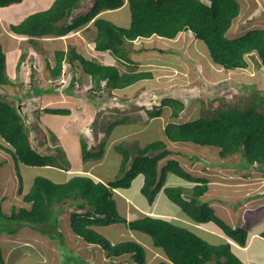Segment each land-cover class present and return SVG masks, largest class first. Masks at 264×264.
Returning a JSON list of instances; mask_svg holds the SVG:
<instances>
[{"label":"rangeland","instance_id":"rangeland-1","mask_svg":"<svg viewBox=\"0 0 264 264\" xmlns=\"http://www.w3.org/2000/svg\"><path fill=\"white\" fill-rule=\"evenodd\" d=\"M91 1L86 0L85 5ZM53 2L54 0H22L21 3L0 8V45L6 55L5 74L9 79V84L0 87V96L17 106L24 117H27L30 136L38 151L50 154L57 146H62L71 162V170L74 172L71 174H89L99 181L108 182L120 174L121 155L115 149L117 144L122 142L134 154L136 149L148 143L164 140L173 152L170 159L178 160L194 177H208L211 186L206 199L220 217L231 225H240L246 229L248 227L252 232L264 227V166L260 168L261 171L251 168L246 171L241 165L239 154L222 158L219 148L215 146L170 142L163 130L167 122L182 123L202 116L210 117L216 110L249 106L255 95L264 96V69L259 64L258 55L246 57L249 63L246 69L228 71L213 62L206 44L202 40H196L191 32H181L173 40L157 36L139 40L128 46L132 52L131 59L137 65V71H151L153 78L121 91L114 90L110 98L94 102L77 93L85 92L91 85V80L80 74V71L75 73L83 80L81 83H84L73 84L71 89L74 92L67 93L72 77L71 66L67 62L56 82H51L49 74V67L55 65V51L70 47L76 48L89 59L118 66L112 55L95 50L93 25L88 30L72 32L67 36L46 37L38 42L37 47L27 37L16 35L10 30L11 23H19L30 14L46 10ZM238 2L241 12L234 21L229 36H240L256 28L264 29V0ZM100 16L117 26L129 27L131 23L127 1L120 9L104 11ZM23 55L25 58L20 62ZM119 68L122 73L130 70L122 64ZM33 81L38 85L36 92H31L36 88ZM167 96L184 102L185 108L179 117L173 119L170 116L171 108L165 107L161 117L149 118L147 111L160 106V101ZM45 108L68 109L71 114H46ZM260 109L264 111V105ZM116 117L128 118V122L117 125L110 131L106 130L107 125ZM80 138L89 147L103 145L102 159L87 160L84 164L79 153ZM0 147V199L3 212L7 215L14 209L28 206L23 203V195L31 190L36 178L45 177L54 183H63L71 177V174L67 175V172L56 167L40 168L16 164L8 151L9 146L1 138ZM166 161L167 159L161 161L159 168ZM212 175L215 181L211 178ZM180 184L187 186L188 183L169 174L167 186ZM190 185L192 187L193 184ZM20 187L23 195L18 193ZM141 188L138 177L129 189L114 194L119 213L128 220L139 219L146 214L129 206L123 194L130 196L140 206H152L148 205ZM159 202L163 211L167 209L163 203H172L167 198L159 199ZM72 209L74 208L69 204L56 209L54 215L58 213L57 218H60L58 225H53V220L42 227L25 226L24 223L20 226V223L2 218L0 228L4 232L0 234V245L5 264H135L130 255L119 259L108 258L100 247L89 245L76 236L69 224ZM176 214L179 217L175 221L171 216L165 217L196 233L211 245H220L226 240L215 224H196L179 207ZM9 223L11 224L8 225ZM7 230H14V236H10ZM96 230L113 244L139 242L145 247L147 264L166 260L162 250L153 245L148 235L129 230L123 224L97 227ZM58 231L63 236L58 235Z\"/></svg>","mask_w":264,"mask_h":264},{"label":"trees","instance_id":"trees-1","mask_svg":"<svg viewBox=\"0 0 264 264\" xmlns=\"http://www.w3.org/2000/svg\"><path fill=\"white\" fill-rule=\"evenodd\" d=\"M126 1L131 14L129 27L117 26L100 16L104 11L120 9ZM21 2L22 0H0V8ZM85 4L86 0H54L48 9L30 14L19 23L10 24L11 32L27 37L35 47L46 37L67 36L72 32L88 30L93 25L95 50L112 55L118 66L89 59L74 47L56 50L55 65L49 67L51 82L59 79L64 63L67 62L72 74L67 93L74 92L71 89L73 84L83 81L76 75L77 71L91 80V85L85 92L77 93L94 102L110 98L114 90L121 91L143 80L152 79L151 71H137L128 46L153 36L173 40L181 32H191L196 40H202L208 47L213 62L225 70L246 69L249 66L246 57L253 54L258 55L259 64L264 69L263 28L248 30L236 37L229 36L234 21L241 12L238 0H92L88 5ZM24 58L25 55L20 62ZM5 64L6 55L0 45V87L9 84ZM120 64L128 66L130 70L122 73ZM34 85L36 88L31 92L38 90L36 82ZM52 91L53 89L50 90ZM262 105L264 96L255 95L249 106L219 109L210 117L202 116L193 121H170L164 125V135L170 142L218 147L222 158L239 154L243 169L260 170L264 166ZM165 107L171 108L170 116L177 119L185 104L179 98L167 96L160 101V106L147 111L149 118L161 117ZM44 113L60 116L71 114L68 109L61 108H45ZM26 119L17 106L0 96V138L9 146L8 151L16 164L70 171L71 162L62 146H57L50 154L38 151L30 136ZM126 122L128 118L116 117L107 125L106 130L110 131ZM53 137L55 138L54 134ZM102 146L89 147L80 138L79 153L82 162L85 164L87 160L102 159ZM115 149L121 155L119 177L105 183L89 174H71L63 183L38 177L28 193L23 195L22 188H19L18 193L23 195V203L28 206L14 209L7 215L3 212L0 199V221L3 218L20 223V226L24 223L25 226L42 227L54 220L53 225H58L60 218H57L58 213L54 215L56 209L69 204L74 208L69 213L71 231L85 243L100 247L108 258L119 259L130 255L135 264H147L146 250L142 244L136 241L113 244L96 230L97 227L123 224L129 230L148 235L153 245L162 250L166 260L155 264H244L233 252V246L245 247L249 231L240 225L234 227L226 222L204 200L210 181L194 177L178 160L170 159L173 152L166 141L148 143L136 149L134 154L122 142ZM165 159L166 164L159 168V163ZM169 174L194 183V186L189 189L167 186ZM139 175L144 177L141 193L149 205H153L158 194L163 192L191 221L196 224H215L226 238L224 243L211 245L196 233L160 216L146 215L135 220L122 216L118 211L114 192L129 189ZM246 175L249 176V173ZM2 232L4 229L0 228V234ZM6 232L10 236L15 234L14 230ZM57 233L63 236L59 231ZM261 237L264 238V231ZM0 264H5L1 245Z\"/></svg>","mask_w":264,"mask_h":264},{"label":"crops","instance_id":"crops-1","mask_svg":"<svg viewBox=\"0 0 264 264\" xmlns=\"http://www.w3.org/2000/svg\"><path fill=\"white\" fill-rule=\"evenodd\" d=\"M100 53H103V52H100ZM131 53L132 52H130V55H131ZM102 63L107 64L106 62H102ZM110 64H112V63H110ZM40 117H39V119H41ZM71 173H74V172L72 170H70V171L67 172V175L71 174ZM138 177L140 178L141 185H143V182H144L143 175H139ZM195 177H197V176H195ZM94 178H96V177H94ZM199 178H208V177H199ZM211 178L213 179V181H215V177L213 175H212ZM96 179L98 180V178H96ZM67 180H68V178H67ZM187 183H188L187 186L181 185V184L180 185H171V186H183V187H186L188 189L191 188L190 184H193L192 187L194 186V183H190V182H187ZM210 186L211 185L209 184V187ZM125 190H127V189L115 190L114 194L116 192H124ZM208 194H209V191L203 197L205 201L208 200V199H206ZM123 196L125 197L126 203H128L129 206H132L134 208H137L138 210L143 211L146 215L160 216V217H163L165 219H169L168 217H165V216H171L172 220H174V221H175L176 218L179 217V215L176 214L178 207L174 203H169L167 205H165V203H163L162 205L166 206L167 209H165V211L160 209V203L161 202H159V199L163 200L164 198H167L166 196L164 197L163 192H160L158 194L154 204L152 206L150 205L151 207H146L144 204L142 206H140V205L136 204L134 202V200H132V198L130 196H127V195H124V194H123ZM248 197H250V196H248ZM161 198H163V199H161ZM251 201H253V200H250V202ZM209 203L213 207V205L211 204L210 201H209ZM220 207H222V204L220 205ZM232 226H236V225H232ZM247 229H248V227H247ZM248 231H249V229H248ZM263 231H264V227H261L260 229L255 230L254 232L249 231V239H248V243H247V245L245 247H240L238 245H234L233 246V252L238 256V258H240L243 261L244 264H264V238L261 237V233Z\"/></svg>","mask_w":264,"mask_h":264},{"label":"bare ground","instance_id":"bare-ground-1","mask_svg":"<svg viewBox=\"0 0 264 264\" xmlns=\"http://www.w3.org/2000/svg\"><path fill=\"white\" fill-rule=\"evenodd\" d=\"M139 41V40H138ZM137 42V41H136ZM6 255V254H5ZM255 258V257H254Z\"/></svg>","mask_w":264,"mask_h":264}]
</instances>
